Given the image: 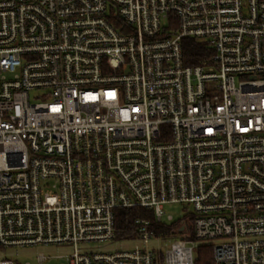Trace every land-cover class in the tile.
Wrapping results in <instances>:
<instances>
[{
    "label": "built area",
    "instance_id": "built-area-1",
    "mask_svg": "<svg viewBox=\"0 0 264 264\" xmlns=\"http://www.w3.org/2000/svg\"><path fill=\"white\" fill-rule=\"evenodd\" d=\"M126 208L176 228L141 218L134 247L102 249ZM43 245L73 247L61 264H197L199 246L264 264V0H0V264Z\"/></svg>",
    "mask_w": 264,
    "mask_h": 264
},
{
    "label": "trees",
    "instance_id": "trees-1",
    "mask_svg": "<svg viewBox=\"0 0 264 264\" xmlns=\"http://www.w3.org/2000/svg\"><path fill=\"white\" fill-rule=\"evenodd\" d=\"M183 52L186 65L201 63L207 55L204 45L193 38H186L183 41ZM146 219L152 223V227L157 233H169L176 228L177 224L165 226L158 224L154 220L153 212L143 208L117 209L115 214V239L119 241L134 239L137 236L138 226L136 220ZM192 237V236H191ZM212 250L210 246H199L197 249V264H210Z\"/></svg>",
    "mask_w": 264,
    "mask_h": 264
},
{
    "label": "rangeland",
    "instance_id": "rangeland-1",
    "mask_svg": "<svg viewBox=\"0 0 264 264\" xmlns=\"http://www.w3.org/2000/svg\"><path fill=\"white\" fill-rule=\"evenodd\" d=\"M165 218L169 215H172L174 220L177 221L184 217L185 211L180 205L177 204H169L164 206ZM164 218V221H165ZM169 238H178L177 234H170ZM168 241H155L152 240L149 242L148 246L153 249H157L158 247H165ZM136 243L133 242H121L114 241L110 245L100 244V247L107 248L109 250H128V248H132ZM73 251L72 246L68 245H43V246H33L29 248H20L18 250H10L7 252L8 258L13 260H17L21 264H61L64 262V259L61 256L69 255ZM46 255L48 256V260L43 261V263H39L38 255Z\"/></svg>",
    "mask_w": 264,
    "mask_h": 264
}]
</instances>
